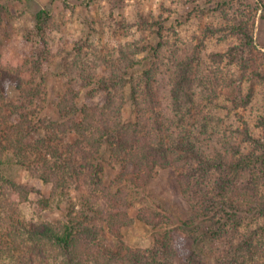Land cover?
I'll use <instances>...</instances> for the list:
<instances>
[{
    "label": "trees",
    "instance_id": "obj_1",
    "mask_svg": "<svg viewBox=\"0 0 264 264\" xmlns=\"http://www.w3.org/2000/svg\"><path fill=\"white\" fill-rule=\"evenodd\" d=\"M188 4L181 24L205 25L171 47L163 32ZM159 5L136 13L134 28L149 38L134 49L73 41L56 120L44 115L47 77L66 47L51 37L50 11L34 14L22 53L0 46V264H264V105L234 126L216 111L248 109L264 85L255 33L264 0ZM212 39L219 49L205 57ZM9 163L50 185L49 196L31 200L35 189L9 176ZM159 169L174 172L189 206L180 223L147 191ZM136 204L153 230L146 249L123 240ZM53 209L58 218L41 216Z\"/></svg>",
    "mask_w": 264,
    "mask_h": 264
},
{
    "label": "rangeland",
    "instance_id": "obj_2",
    "mask_svg": "<svg viewBox=\"0 0 264 264\" xmlns=\"http://www.w3.org/2000/svg\"><path fill=\"white\" fill-rule=\"evenodd\" d=\"M177 1L124 0L120 7L113 8L109 0H0V46L9 49L15 54L22 53L25 46L24 39L34 29V14L42 8L50 11L53 17L51 37L54 38L57 46H62L64 49L66 47L65 52L62 54L64 57L54 60L53 64L50 65L51 71L47 77L48 100L45 104L44 115L50 120H56L58 115L55 110V104L61 94L65 79L62 66L66 61L71 60L72 57H76L73 50V41L75 39H86L89 35L93 39V48L101 52H107L112 46L115 47L116 51L120 47L134 49L131 45L135 40L141 37L149 38L148 31L139 32L134 28V22L137 20L136 13L141 11L144 15L148 12L156 14L160 12L159 4L164 2L166 7H169L172 2L177 3ZM195 6L196 4H188L180 8L176 16L174 15L167 24V28L163 33L169 44H172L171 47L179 45L178 40H191L192 35L198 33L199 29L205 25L204 21L196 22L192 25L181 24V21H184L186 12ZM92 20H95L96 23L93 24L90 30L89 24ZM117 24L121 25V27L123 26V28L118 29L119 25L117 26ZM258 24L257 22L255 31L257 42L258 44L263 43L262 46L264 47V27H260ZM193 43H196V40L193 39ZM218 49L219 46L214 39L207 41L205 57ZM142 55L145 54H141L139 57ZM93 57V55H89L88 59H93ZM254 91L256 93L254 96L255 100L248 109L233 108L230 111L218 109L216 110L218 115L225 119L228 112L230 117H232L230 123L233 126L238 123V115L257 118L259 110L264 105V85H256ZM9 96L15 97L16 92L13 89L10 90ZM4 171L9 176H12L16 182L31 185L35 189L36 193L30 195L31 200L36 201L39 198L49 196L50 185L32 177L18 165L9 163ZM108 172L115 173V170L111 172L108 170ZM147 191L162 204L176 223H180L188 216L189 206L179 192L175 174L172 170L159 169L155 177L148 183ZM138 207L139 204H136L129 209V214L134 218V223L131 227L122 230L123 240L131 247L146 249L152 245L153 230L136 218ZM20 208L26 217L31 216L32 209L29 203L22 204ZM41 216L44 219L53 220L58 218L60 214L58 210L53 209L44 210L41 212Z\"/></svg>",
    "mask_w": 264,
    "mask_h": 264
}]
</instances>
